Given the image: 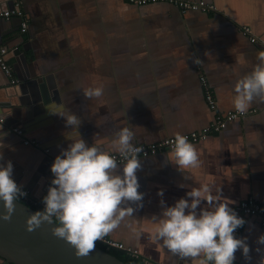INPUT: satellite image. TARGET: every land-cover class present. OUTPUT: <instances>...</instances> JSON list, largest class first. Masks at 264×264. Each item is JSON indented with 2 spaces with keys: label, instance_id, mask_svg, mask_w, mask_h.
<instances>
[{
  "label": "crops",
  "instance_id": "1",
  "mask_svg": "<svg viewBox=\"0 0 264 264\" xmlns=\"http://www.w3.org/2000/svg\"><path fill=\"white\" fill-rule=\"evenodd\" d=\"M20 1L25 33L19 18L1 15L14 1L0 0V49H7L13 75L0 70V164L12 162L13 180L32 199L54 179L52 160L79 137L112 152L111 141L124 127L134 132V145L207 128L215 114L205 103L201 76L213 91L216 113L236 111L234 84L264 52V0H201L215 7L209 13L124 0ZM18 77L23 82L12 85ZM100 85L101 97H84V88ZM68 112L81 121L76 129L59 115ZM13 129H21L22 137ZM192 144L201 160L196 169H179L168 160L172 150L139 158L142 207L104 239L135 251L144 264H191L151 239L150 220L162 213L161 200L174 206L192 187L210 183L214 193L221 188L222 197L233 202L232 209L249 198L264 207V103L254 101L243 117ZM161 190L163 197L157 195ZM245 222L237 238H247L250 259L238 250L234 264H260L259 222Z\"/></svg>",
  "mask_w": 264,
  "mask_h": 264
},
{
  "label": "clouds",
  "instance_id": "2",
  "mask_svg": "<svg viewBox=\"0 0 264 264\" xmlns=\"http://www.w3.org/2000/svg\"><path fill=\"white\" fill-rule=\"evenodd\" d=\"M258 56L259 63L234 84L233 106L241 114L256 100L264 103V52ZM103 92V85L82 90L86 99L99 98ZM59 115L65 119L66 126L76 129L81 123L71 112ZM134 135L131 128L124 127L111 141L112 152L119 153L126 161L122 174L118 171L116 155L96 144L89 146L80 137L62 150L50 168L54 179L43 198L44 210L30 216L27 230L31 232L44 222L51 224L55 218L58 225L52 229V234L72 246L79 258L87 256L97 241L115 231L126 218H131L134 211L142 207L143 200L137 178V171L141 169L138 155L142 149L132 143ZM167 155L179 169L201 166L199 149L180 133L175 134L173 149ZM0 160H3L2 153ZM12 176V162L0 164V201L6 213L0 219L4 221L11 219L14 201L26 196ZM185 179L190 177L186 175ZM213 187L210 183L192 187L186 193L187 198H180L174 206H165L161 200L162 213L150 220L155 225L152 241L171 256L190 260L191 264H234L238 250H242L246 260L250 259L247 238L235 235L245 220L229 207L233 202L222 197L221 188L214 193ZM157 195L163 197L164 193L161 190ZM134 234L140 237L139 232ZM257 243L264 245V235ZM260 264H264V259Z\"/></svg>",
  "mask_w": 264,
  "mask_h": 264
},
{
  "label": "built area",
  "instance_id": "3",
  "mask_svg": "<svg viewBox=\"0 0 264 264\" xmlns=\"http://www.w3.org/2000/svg\"><path fill=\"white\" fill-rule=\"evenodd\" d=\"M13 8L8 9L6 11H3L1 15L9 19L10 17H17L20 19V24H19V31L20 33H25L28 28V22L24 18V13L21 9V4L22 2L20 0H13ZM127 3L134 5V6H147L151 4H169L172 5L176 8H178L180 11L183 13L189 12V11H197V12H203V13H209V12H215L216 9L212 4L206 3L201 0H124ZM241 31L243 35L248 36L250 41L253 43L255 42V38H253L250 35V29L247 27H242ZM7 49L1 48L0 49V69L7 75L8 77H13L11 67L7 64L5 60V56L7 54ZM18 81L16 79H11V84H16ZM200 83L204 91V100L205 103L207 104L208 108L214 112V120L213 123L210 124L207 128L202 129L200 131H193L189 132L186 134H183L187 136L188 141L190 143H196L199 142L207 137L208 134L212 132H219L222 129L225 128L228 122L235 120L237 118L243 117L246 113H239L237 111H228L226 113H216V101L213 95V91L210 89L209 85L207 84L205 78L203 76L200 77ZM3 120L0 119V123H2ZM13 131L22 137L23 131L21 129H13ZM173 141L174 137H169L160 140L159 142L153 143V144H136V147H139L142 149V151L138 155L139 158H145L150 155H155L161 151H170L173 149ZM24 145L28 144H33L35 145L34 142L28 141L23 139L22 140ZM46 153L47 150H44ZM117 156V163L122 164L126 163L123 158L119 156V153H112ZM54 162V159L52 160V164ZM52 178L53 175L51 173ZM51 178V179H52ZM51 183L46 184L43 188V194L40 198H35L32 199L30 196V191L29 190H22L23 192L26 193V196L20 197L22 203H27L29 204L32 208L38 211H43L44 210V204H43V198L47 195V190ZM233 210L238 214L240 218H243L245 221L248 220L249 218H255L258 220L260 229H261V235H264V207H262L257 201H255L252 198H249L247 200L241 201L236 205ZM53 220L57 221L55 218ZM241 231V227L238 228L235 232L236 237H238L239 233ZM103 242L107 247L110 248H115L119 250H125L123 245L120 243H116L110 240L102 239L99 240ZM129 254H131L134 257H138L136 255L135 251H129L125 250ZM0 264H8L6 262H1ZM144 264V262H143Z\"/></svg>",
  "mask_w": 264,
  "mask_h": 264
},
{
  "label": "water",
  "instance_id": "4",
  "mask_svg": "<svg viewBox=\"0 0 264 264\" xmlns=\"http://www.w3.org/2000/svg\"><path fill=\"white\" fill-rule=\"evenodd\" d=\"M16 79L18 82L12 84L14 86L23 82L20 77ZM8 82L10 83V80ZM31 100L32 96L30 103ZM37 211L29 204L17 200L14 201L11 219L9 221L0 219L1 262L8 264H124L96 246L87 256L78 258L72 246L52 234V229L58 225L55 220H52L51 224L44 222L39 228L29 232L27 220ZM4 214L6 213L3 202L0 201V216Z\"/></svg>",
  "mask_w": 264,
  "mask_h": 264
},
{
  "label": "trees",
  "instance_id": "5",
  "mask_svg": "<svg viewBox=\"0 0 264 264\" xmlns=\"http://www.w3.org/2000/svg\"><path fill=\"white\" fill-rule=\"evenodd\" d=\"M18 200L21 201V198ZM95 246L105 251L106 253L110 254L111 256H114L115 258L123 262L124 264H143L142 260H140L138 257L132 256L125 250H119V249L107 247L101 241H97Z\"/></svg>",
  "mask_w": 264,
  "mask_h": 264
}]
</instances>
